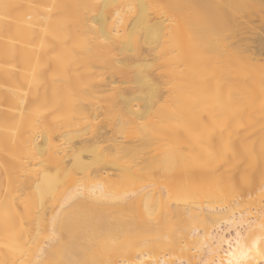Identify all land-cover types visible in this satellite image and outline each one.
I'll use <instances>...</instances> for the list:
<instances>
[{
	"label": "bare ground",
	"instance_id": "1",
	"mask_svg": "<svg viewBox=\"0 0 264 264\" xmlns=\"http://www.w3.org/2000/svg\"><path fill=\"white\" fill-rule=\"evenodd\" d=\"M0 169V264H264V0H0Z\"/></svg>",
	"mask_w": 264,
	"mask_h": 264
},
{
	"label": "rangeland",
	"instance_id": "2",
	"mask_svg": "<svg viewBox=\"0 0 264 264\" xmlns=\"http://www.w3.org/2000/svg\"><path fill=\"white\" fill-rule=\"evenodd\" d=\"M71 21V23L70 24H75V23H77L78 25H80V23H78V22H80L81 21V17L80 16H77V17H75V18H72V20H70ZM98 78H101L100 76L98 77ZM9 87V86H8ZM8 87L6 88V87H2V91H1V93H4V91L6 92V90H4V88L5 89H8ZM10 88V87H9ZM11 89V88H10ZM9 90V89H8ZM7 90V91H8ZM41 95H43V93H41V92H39V94H38V96L35 98V100H33L32 101V103H31V107H33L32 109H35V110H39V111H41V110H44L45 109V106H46V102H45V100L42 98V96ZM77 95V94H76ZM75 95V93H73V95H70V97H68L67 98V100H66V103H65V107H68V106H71V105H75V103L77 104L78 103V99L75 97L76 96ZM105 98H108V94H102V95H100L99 96V98H95V99H93V101L94 102H96V103H98V102H103V101H105L106 99ZM13 103V102H12ZM36 113V112H35ZM102 118L101 117H98V119L96 120L97 122H99L100 120H101ZM87 130V129H86ZM29 131H33V132H35V134H36V136H38L39 135V130H38V128H37V126H36V123H33L32 124V127H31V129L29 130ZM138 134V131L137 132H134L133 133V136L135 137L136 135ZM162 144H164V143H162ZM161 144V146H159V147H161V148H159V147H157L156 146V144H155V142L152 144V145H150L149 147H147L146 148V150L145 151H149V152H151L152 154H157L158 152H160V151H162V149H163V145ZM0 173H1V192H2V190H3V174H2V171H1V169H0ZM153 184H154V182H153ZM149 186L150 187H152V185H151V182L149 183ZM155 188V187H154ZM153 188H151L150 190H152ZM1 192H0V194H1ZM262 205H264V199L262 200ZM257 215V216H259L258 214L259 213H257V212H255V213H253V217L251 216V217H249V218H247V219H245V221L244 222H242L241 223V225H238L237 226V228H236V230L239 232V233H241V234H246V233H249L250 231H251V228H254L256 225H257V223L259 222V219L258 220H256L258 217L256 216V218L254 217V215ZM255 219V220H254ZM257 221V222H256ZM224 226H221V230H225L224 232H223V235H224V237L226 238V240H228V241H231V238L233 239V237H234V234H235V230L234 229H229V230H226V229H224L223 228ZM220 231V230H219ZM224 238V239H225ZM43 243H45V242H43ZM43 245V244H42ZM168 252H166V254L164 253V255H166V256H164L165 257V259H166V257H168V258H171L170 256V254L168 253ZM204 252H202V256L200 255V258L203 260V259H205V255L203 254ZM174 260H175V258H173ZM198 260V259H197ZM197 262V264L198 263H201V260H198V261H196ZM173 264H177V262L176 261H174L173 262ZM183 264V263H182Z\"/></svg>",
	"mask_w": 264,
	"mask_h": 264
},
{
	"label": "crops",
	"instance_id": "3",
	"mask_svg": "<svg viewBox=\"0 0 264 264\" xmlns=\"http://www.w3.org/2000/svg\"><path fill=\"white\" fill-rule=\"evenodd\" d=\"M0 192H1V173H0Z\"/></svg>",
	"mask_w": 264,
	"mask_h": 264
}]
</instances>
